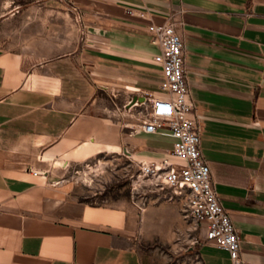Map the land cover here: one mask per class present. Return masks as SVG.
<instances>
[{"label": "crops", "instance_id": "1", "mask_svg": "<svg viewBox=\"0 0 264 264\" xmlns=\"http://www.w3.org/2000/svg\"><path fill=\"white\" fill-rule=\"evenodd\" d=\"M180 9L201 150L245 264H264V0H0V264H231L202 229L182 256L143 245L172 237L184 199L95 205L63 179L87 141L174 160L167 130L120 134L131 122L115 117L161 92L148 25Z\"/></svg>", "mask_w": 264, "mask_h": 264}, {"label": "built area", "instance_id": "2", "mask_svg": "<svg viewBox=\"0 0 264 264\" xmlns=\"http://www.w3.org/2000/svg\"><path fill=\"white\" fill-rule=\"evenodd\" d=\"M181 11L171 12L161 23L148 25L158 46L154 61L163 72L161 92L129 102V109L140 107L139 112H144L133 130H167L173 138L175 159L140 161V176L144 185L155 190L170 189L169 198L184 199V215L203 230V241L227 250L231 264H245L237 229L218 195L210 164L201 150L199 117L185 63ZM72 12L75 21L82 24L83 11L73 6ZM198 241V237L193 238L194 243Z\"/></svg>", "mask_w": 264, "mask_h": 264}, {"label": "rangeland", "instance_id": "3", "mask_svg": "<svg viewBox=\"0 0 264 264\" xmlns=\"http://www.w3.org/2000/svg\"><path fill=\"white\" fill-rule=\"evenodd\" d=\"M0 43L5 42L0 41ZM139 109L140 107L129 110V106H122L121 111L123 112L119 111L121 117L114 116L115 118L123 117L131 122V127L117 129L120 134L128 131L127 128L130 131L137 128V124L140 123V119L144 115V112H139ZM100 115L108 118L107 121H103L101 124L102 130L106 133L109 132V134L114 133L115 130L112 129V122L114 121H111L114 117L110 119L106 111H100ZM99 148L100 152L88 158L82 159L75 156L78 160L72 161L63 174L66 185L81 200H86L88 203L95 205L135 208L136 210H140V207H144L151 198H156V196L159 197L157 200L159 205L168 206L172 203L169 200L170 189L155 190L151 186L143 184L140 176V161H146V159L136 157L132 152L129 153L127 149L119 148L114 151L112 146L105 145L103 142H100ZM163 215L167 218L170 215L169 211L164 212ZM172 224L174 227L172 237L154 235L143 245L150 247L162 244L165 247H177L179 256L191 253L188 246L192 244L193 236L198 237V229L195 227L193 220L182 214L180 219L172 222ZM196 249L197 247H195ZM195 250L192 249V255Z\"/></svg>", "mask_w": 264, "mask_h": 264}, {"label": "bare ground", "instance_id": "4", "mask_svg": "<svg viewBox=\"0 0 264 264\" xmlns=\"http://www.w3.org/2000/svg\"><path fill=\"white\" fill-rule=\"evenodd\" d=\"M95 143V142H94ZM109 146V145H108ZM76 147V146H75ZM113 150H118V146H112ZM73 149V148H72ZM99 144H92L90 141L84 142L81 146H79L75 151L74 155L80 158H88L100 152ZM109 151V150H108ZM72 152V151H71ZM73 156V155H72ZM74 157V156H73ZM59 159H55L54 165L57 166L59 164ZM79 171V170H78ZM84 173V172H83ZM83 176V175H82ZM86 177V176H85ZM89 178V177H88Z\"/></svg>", "mask_w": 264, "mask_h": 264}, {"label": "water", "instance_id": "5", "mask_svg": "<svg viewBox=\"0 0 264 264\" xmlns=\"http://www.w3.org/2000/svg\"><path fill=\"white\" fill-rule=\"evenodd\" d=\"M144 99V97H139V96H134L133 98H132V102H134V101H136V100H143Z\"/></svg>", "mask_w": 264, "mask_h": 264}]
</instances>
